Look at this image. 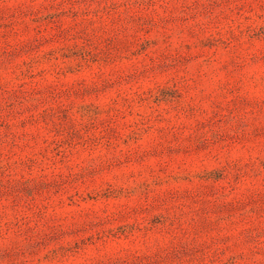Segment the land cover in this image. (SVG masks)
Wrapping results in <instances>:
<instances>
[{
	"label": "rangeland",
	"instance_id": "1",
	"mask_svg": "<svg viewBox=\"0 0 264 264\" xmlns=\"http://www.w3.org/2000/svg\"><path fill=\"white\" fill-rule=\"evenodd\" d=\"M0 264H264V0H0Z\"/></svg>",
	"mask_w": 264,
	"mask_h": 264
}]
</instances>
